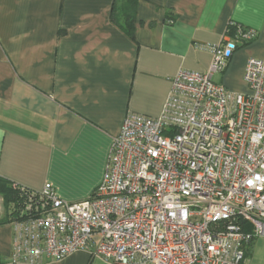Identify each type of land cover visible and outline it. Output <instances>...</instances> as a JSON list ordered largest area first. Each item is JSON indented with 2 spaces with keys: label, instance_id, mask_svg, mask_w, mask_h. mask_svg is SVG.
Masks as SVG:
<instances>
[{
  "label": "crops",
  "instance_id": "crops-1",
  "mask_svg": "<svg viewBox=\"0 0 264 264\" xmlns=\"http://www.w3.org/2000/svg\"><path fill=\"white\" fill-rule=\"evenodd\" d=\"M232 23L257 35L214 80L246 92L247 59H264V0H0V179L34 191L50 182L71 202L90 198L127 113L159 116L173 76L206 72V46ZM3 200L0 264H12ZM255 241L248 260L264 264V241ZM43 264L113 263L80 250Z\"/></svg>",
  "mask_w": 264,
  "mask_h": 264
},
{
  "label": "built area",
  "instance_id": "built-area-1",
  "mask_svg": "<svg viewBox=\"0 0 264 264\" xmlns=\"http://www.w3.org/2000/svg\"><path fill=\"white\" fill-rule=\"evenodd\" d=\"M230 25L234 36L206 46V72L173 76L159 116L127 113L90 198L21 187L12 264L80 250L113 264H250L246 247L264 238V59H247L246 92L215 82L257 35Z\"/></svg>",
  "mask_w": 264,
  "mask_h": 264
},
{
  "label": "trees",
  "instance_id": "trees-1",
  "mask_svg": "<svg viewBox=\"0 0 264 264\" xmlns=\"http://www.w3.org/2000/svg\"><path fill=\"white\" fill-rule=\"evenodd\" d=\"M123 1H126V3L128 2L130 4L133 3L134 0H123ZM235 32H236L235 27L229 25L227 34L234 36ZM244 44L246 43H243L241 45ZM0 194L3 196L6 209H9L10 211L9 217H11L10 221H12V219L18 216L20 212L19 209L22 205L21 188L14 187V185L10 181L1 178Z\"/></svg>",
  "mask_w": 264,
  "mask_h": 264
},
{
  "label": "rangeland",
  "instance_id": "rangeland-1",
  "mask_svg": "<svg viewBox=\"0 0 264 264\" xmlns=\"http://www.w3.org/2000/svg\"><path fill=\"white\" fill-rule=\"evenodd\" d=\"M3 202H4V200H3ZM4 205H5V203H4ZM262 241H264V239L263 238H259V239H257L255 242H262ZM251 254H252V252H251Z\"/></svg>",
  "mask_w": 264,
  "mask_h": 264
}]
</instances>
